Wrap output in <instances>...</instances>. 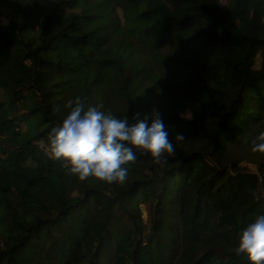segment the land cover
Segmentation results:
<instances>
[{"label":"trees","instance_id":"16d2710c","mask_svg":"<svg viewBox=\"0 0 264 264\" xmlns=\"http://www.w3.org/2000/svg\"><path fill=\"white\" fill-rule=\"evenodd\" d=\"M0 96V264H250L264 0H0ZM77 97L156 109L175 150L134 149L123 184L67 174L47 136Z\"/></svg>","mask_w":264,"mask_h":264},{"label":"clouds","instance_id":"9594fccd","mask_svg":"<svg viewBox=\"0 0 264 264\" xmlns=\"http://www.w3.org/2000/svg\"><path fill=\"white\" fill-rule=\"evenodd\" d=\"M66 107L69 110L60 124L48 132V147L52 156L62 161L67 174L81 181L95 177L108 184H123L128 176L126 165L137 159L134 149L150 154L158 164L166 162L163 153L175 150L156 109L151 118H141L137 112L130 120L117 118L98 106L86 107L79 97L68 101ZM184 138L182 133H175L177 141ZM251 150L264 152V131L257 133ZM235 250L246 254L250 264H264V212L239 230Z\"/></svg>","mask_w":264,"mask_h":264},{"label":"rangeland","instance_id":"374dc122","mask_svg":"<svg viewBox=\"0 0 264 264\" xmlns=\"http://www.w3.org/2000/svg\"><path fill=\"white\" fill-rule=\"evenodd\" d=\"M225 1H228V0H222V2H225ZM77 10H78V8H77ZM6 12H7V10H6ZM119 13H120V11H119ZM4 21L7 23V19H4ZM256 66L257 67L260 66V60L259 59L256 62ZM0 100H4V99L0 96ZM183 114H184L183 116L188 117L187 115H191V112L187 110ZM22 129H25V125L24 124L22 125ZM250 169L253 170V171H255L256 170V167L254 165H250Z\"/></svg>","mask_w":264,"mask_h":264}]
</instances>
